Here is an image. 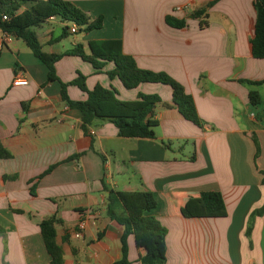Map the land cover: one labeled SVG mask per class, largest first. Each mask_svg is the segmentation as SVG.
Listing matches in <instances>:
<instances>
[{
	"label": "crops",
	"instance_id": "1",
	"mask_svg": "<svg viewBox=\"0 0 264 264\" xmlns=\"http://www.w3.org/2000/svg\"><path fill=\"white\" fill-rule=\"evenodd\" d=\"M215 1L201 30V21L189 18ZM255 1L64 0L90 22L103 18L102 28L68 31L74 40L67 45L65 28H52L59 18L35 29L45 54L82 46L90 56L91 43L121 41L138 68L181 84L194 98L203 129L179 113L169 86L145 83L129 90L109 78L113 63L96 71L73 55L55 65L65 84L80 73L89 91L99 85L114 89L121 101L160 97L153 116L159 122L156 140L120 138L113 124L100 120L84 133L81 113L63 102L61 83L49 82L47 67L27 45L15 39L3 48L0 144L12 158L0 160V227L6 231L0 235V264H51L40 224L53 216L60 220L57 245L64 264L121 262L125 228L108 216L105 187L168 196L171 207L158 216L167 230L166 264H264V216L247 237L252 214L264 206V59L252 56ZM169 17L187 20V27H170ZM19 75L28 86H13ZM67 93L73 101L87 100L77 87ZM251 93L259 98L256 104ZM207 192L222 194L224 209L199 216L208 214L200 200ZM184 208L193 216L184 217ZM79 222L86 225L81 239L75 236ZM127 248L129 264H143L147 250L136 236H129Z\"/></svg>",
	"mask_w": 264,
	"mask_h": 264
},
{
	"label": "trees",
	"instance_id": "2",
	"mask_svg": "<svg viewBox=\"0 0 264 264\" xmlns=\"http://www.w3.org/2000/svg\"><path fill=\"white\" fill-rule=\"evenodd\" d=\"M210 3L203 11L193 13L194 19H199L200 29L204 30L208 24L206 14L208 9L215 5ZM254 8L257 13L255 33L251 41L252 56L254 59H264V0H256ZM24 11L21 13V11ZM5 15L8 21H3ZM52 18H59L64 23H72L89 33L99 30L103 25V18L90 22V18L82 10L64 0H0V30L10 33L27 45L33 54L40 59L49 71V82L59 81L61 83V96L63 102L70 108L78 110L82 115V129L87 133L94 122L106 121L113 124L119 131L120 138L150 139L156 140V129L159 122L154 119V111L162 100L158 96L139 94L136 101H121L114 89H107L99 85L92 91L87 89V78L79 73L78 78L72 83L65 84L56 75L55 65L67 56H78L90 63L96 71H102L108 63L114 64L113 71L108 73L110 79L118 78L126 89L135 90L142 84H162L172 88L174 106L185 120L192 122L201 129L204 123L198 116V110L191 95L185 92V88L165 73H153L152 71L138 68L137 62L125 55L121 41H103L90 44L91 55L87 56L82 46L67 54L48 55L42 50L39 38L35 32L36 28L42 27ZM166 23L177 30L187 27V20H177L169 17ZM64 29L62 39L68 37ZM70 86L77 87L84 92L87 100L73 101L69 98L67 89ZM253 104L259 102L255 93L250 95ZM12 155L0 144V160L11 159ZM56 166L51 167L43 176L49 175ZM16 179V177H4ZM264 184V182H263ZM108 216L125 228L122 239L123 260L118 264H129L128 262V238L136 236L137 240L144 244L147 254L141 260L143 264H166L167 230L161 226L158 216L171 207V200L166 195H158L149 191L142 192H117L109 190ZM200 200L208 214L199 216H212L224 209V198L217 192L202 193ZM184 217H192L188 209H182ZM264 216V206L254 212L250 218L247 228V237L251 240L252 230L257 217ZM57 216L46 219L40 224L41 235L44 240L46 251L51 257V264H64L63 250L57 245L56 225L59 223ZM0 235L5 236L6 231L0 227ZM252 245V242H251Z\"/></svg>",
	"mask_w": 264,
	"mask_h": 264
},
{
	"label": "built area",
	"instance_id": "3",
	"mask_svg": "<svg viewBox=\"0 0 264 264\" xmlns=\"http://www.w3.org/2000/svg\"><path fill=\"white\" fill-rule=\"evenodd\" d=\"M185 9L186 8H178L177 12H182ZM8 20H9V16L5 15L3 17V21H8ZM69 32L72 35H76L80 32V28L73 24V26L69 30ZM15 39H16V37L14 35H12L10 33L2 32V34L0 35V52L3 50L4 47L10 46ZM28 85H29V82L20 75L18 77H16V79L13 82V86L17 87V88L26 87ZM85 228H86L85 222H79L78 230L75 232V236L77 238L81 239L82 233L85 230Z\"/></svg>",
	"mask_w": 264,
	"mask_h": 264
},
{
	"label": "rangeland",
	"instance_id": "4",
	"mask_svg": "<svg viewBox=\"0 0 264 264\" xmlns=\"http://www.w3.org/2000/svg\"><path fill=\"white\" fill-rule=\"evenodd\" d=\"M73 26L72 23H64L63 21H61L60 19H58L52 26V28L56 29V31H60L62 28H66L68 27L69 29H71ZM44 28H48L47 26H45ZM38 30V29H36ZM69 41L65 43V45H67L69 42L74 40V36H69L68 37ZM66 40V39H64ZM85 76V75H84Z\"/></svg>",
	"mask_w": 264,
	"mask_h": 264
},
{
	"label": "water",
	"instance_id": "5",
	"mask_svg": "<svg viewBox=\"0 0 264 264\" xmlns=\"http://www.w3.org/2000/svg\"><path fill=\"white\" fill-rule=\"evenodd\" d=\"M190 20H192L193 19V16H190V18H189Z\"/></svg>",
	"mask_w": 264,
	"mask_h": 264
}]
</instances>
